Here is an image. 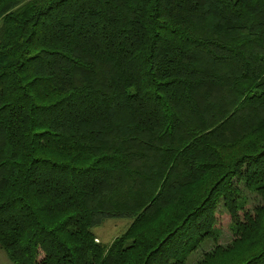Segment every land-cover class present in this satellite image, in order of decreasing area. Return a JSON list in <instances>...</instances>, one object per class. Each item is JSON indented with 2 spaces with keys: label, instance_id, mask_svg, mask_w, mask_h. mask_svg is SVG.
<instances>
[{
  "label": "trees",
  "instance_id": "obj_1",
  "mask_svg": "<svg viewBox=\"0 0 264 264\" xmlns=\"http://www.w3.org/2000/svg\"><path fill=\"white\" fill-rule=\"evenodd\" d=\"M0 248L264 264V0H0Z\"/></svg>",
  "mask_w": 264,
  "mask_h": 264
},
{
  "label": "rangeland",
  "instance_id": "obj_2",
  "mask_svg": "<svg viewBox=\"0 0 264 264\" xmlns=\"http://www.w3.org/2000/svg\"><path fill=\"white\" fill-rule=\"evenodd\" d=\"M221 217H222L221 225L223 230H222V237L220 240V244L225 245L230 243L233 238L229 227L231 220L227 214H223ZM131 223L132 220L129 218H105L102 224L94 227L92 231L104 246L109 247L117 237L125 233V231L128 229ZM206 250L208 249L206 248ZM202 253L203 252H200L195 257L197 258L201 256ZM0 254L6 256L5 252L1 248H0Z\"/></svg>",
  "mask_w": 264,
  "mask_h": 264
},
{
  "label": "crops",
  "instance_id": "obj_3",
  "mask_svg": "<svg viewBox=\"0 0 264 264\" xmlns=\"http://www.w3.org/2000/svg\"><path fill=\"white\" fill-rule=\"evenodd\" d=\"M6 255V254H5ZM0 264H10L11 262L9 261V259L7 258V256H3V254H0ZM12 264V263H11Z\"/></svg>",
  "mask_w": 264,
  "mask_h": 264
}]
</instances>
